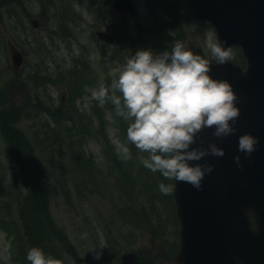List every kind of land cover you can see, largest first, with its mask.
Wrapping results in <instances>:
<instances>
[{"label": "rangeland", "instance_id": "rangeland-1", "mask_svg": "<svg viewBox=\"0 0 264 264\" xmlns=\"http://www.w3.org/2000/svg\"><path fill=\"white\" fill-rule=\"evenodd\" d=\"M71 1L76 11H73V20H69L70 24L67 25L66 30L58 29L49 13L55 12L61 19H69L64 12L69 4L68 0H22L27 11L31 10L34 13L32 17H36L41 22L38 29L33 28L28 18L22 19L24 10L21 5L17 7L14 5L16 9L11 14L6 12L3 15L0 14V92L6 101L20 105L18 114L20 118L18 117L19 121L18 118L16 119L15 130L22 132L20 139L23 136L32 139L34 152L41 158L44 167L49 169V175L45 178L46 182L56 186L48 194L49 212L57 223L56 228H61L68 235L74 246V252L79 253L81 257V264H113L110 261L112 258L118 256L116 261H119L125 255L124 247L150 252L149 256L153 264H175L167 242L162 239H157L156 242L152 240V234H155V231L140 227L142 230L140 232L137 227H129L122 231L119 239L117 238L115 221L112 219L113 200H117L114 196L116 193L112 194L115 191V185L104 181H110L117 176L126 178L135 175L133 185L135 192L139 193L140 190L147 188L146 181L141 182V180L147 178L150 183H153L152 179L156 180L158 173H153L142 165L141 161L147 154L140 152L134 145H128L132 152V159L125 161L121 158L119 146L126 143V132L123 128L119 130V126L126 129L128 122L116 114L111 102L101 106L93 98V92L104 87L107 78L117 75L126 60L138 49H152L157 38L151 36L146 27L153 28L155 23L159 22L162 16L160 1H164L166 5H170L171 2L173 5L186 8L187 0H134L137 13L128 19L129 25L123 24L115 17L112 9L113 0ZM42 4L47 8L43 14H41L44 7ZM73 5L70 4L71 7ZM190 23L193 22L184 23L185 28L182 26L180 29V33L184 34L186 45L195 54L210 57L206 39L209 34L216 36L215 30L207 24H201V26L195 24L194 27L187 29ZM107 27H110L115 34L126 35L114 45L102 47L95 35L98 30ZM127 27L131 29L130 37L127 34ZM198 29L200 31H196ZM161 34L163 39H167L165 31ZM10 42L19 45L18 47L26 53V61L19 77H15L12 69ZM158 48L157 43L156 50ZM102 52L105 53L104 58ZM234 53L236 56L237 50L233 51ZM110 58L113 62L110 67H107ZM85 60L89 63L87 72L92 81L87 83L80 81L77 84L78 87L73 90L74 98L71 99L67 96L69 91L65 73L68 70L80 69ZM37 75H40L39 82L33 77ZM10 77L13 78L8 82ZM63 94L67 96L64 109L61 107ZM70 105L87 116L86 120H83L80 115L68 117L72 114ZM108 106L110 109H106ZM45 107L51 110L60 108L62 112L65 111L66 123L70 129L75 123L74 118L79 124L74 133V139L69 141L70 144L75 145V148L67 149L65 157L57 150L61 148L60 140L53 133L55 123ZM68 119L72 122L69 123ZM104 119L107 125L103 128ZM48 125H51L52 129L50 135L46 136L43 129L48 130ZM67 134L69 136V132ZM110 140L117 145L113 151ZM83 148L86 150L85 155L80 154ZM6 152L5 143L0 134V158L6 164L0 165V193L8 189L6 186L10 185L8 182L3 183L2 178L5 169L11 172L8 164L14 167L15 174L21 178L18 165L12 162L10 155ZM114 153L128 169L122 171L119 168ZM33 180L27 182L22 188V194L19 195L22 199L28 198L26 195L31 190V186L33 189L39 186L40 183L37 181L33 183ZM163 183L169 184L167 180ZM88 185L91 186L88 187ZM69 194L71 197L68 198ZM14 195H16L15 192ZM166 196L170 197V194ZM136 197L137 203L133 202L138 205L139 194ZM145 199L147 198L144 197ZM34 201L37 203L36 199ZM130 201L126 197L124 207L129 206ZM154 202L156 204L153 212L156 216L155 224L160 225L159 222L166 221V230L171 237V243H176L177 225L167 223L173 220L171 216V221L167 217L170 205H166L163 196L159 194ZM19 220L17 216L12 215V219H8L7 222L22 229V220ZM108 224L116 238L114 244L109 243L100 229V226L104 227ZM106 231L111 239L109 231L107 229ZM98 246L103 248L90 250ZM21 249L27 256V249L25 247ZM98 251L102 252L99 260L96 259ZM21 255V252L10 254L8 235L0 228V264H12V260L19 259ZM64 257L65 264H78L72 256L66 254ZM25 262H28L27 259ZM123 263L132 264V261L123 260L121 264Z\"/></svg>", "mask_w": 264, "mask_h": 264}, {"label": "water", "instance_id": "water-1", "mask_svg": "<svg viewBox=\"0 0 264 264\" xmlns=\"http://www.w3.org/2000/svg\"><path fill=\"white\" fill-rule=\"evenodd\" d=\"M115 9L126 17L134 13L131 0H116ZM191 16L215 25L222 41L239 45L247 58L243 70L230 62L212 64L214 78L228 80L237 94L240 115L234 135L217 138L204 129L194 147L216 143L223 157L208 155L198 163L211 164L202 189L174 181V197L181 225L179 264H264V0H191ZM100 38L112 42L110 34ZM16 67L22 62L14 51ZM259 138L250 155L238 151V138ZM240 155L237 167L235 157ZM36 169L40 166L33 159ZM197 163V162H193ZM258 223L251 226L249 215Z\"/></svg>", "mask_w": 264, "mask_h": 264}, {"label": "clouds", "instance_id": "clouds-1", "mask_svg": "<svg viewBox=\"0 0 264 264\" xmlns=\"http://www.w3.org/2000/svg\"><path fill=\"white\" fill-rule=\"evenodd\" d=\"M206 47L220 65L233 59L231 46L220 37L209 34ZM211 65L184 42L160 53L142 48L126 60L110 88L93 92L101 106L111 102L116 114L128 122L126 143L119 146L123 160L132 159L128 145H134L147 154L141 163L149 171L159 173L164 180L202 189V181L213 166L198 162L208 155L223 157L225 149L216 143L194 147L198 135L206 128L213 129L217 138L234 135L240 115L233 85L210 75ZM258 143V137L244 133L238 138V151L250 156ZM240 160L237 155V167H242ZM159 190L169 195L173 186L161 182ZM97 248L103 246L90 250ZM101 256L102 252H96L97 260ZM26 259L29 264H55L39 246L32 247Z\"/></svg>", "mask_w": 264, "mask_h": 264}, {"label": "trees", "instance_id": "trees-1", "mask_svg": "<svg viewBox=\"0 0 264 264\" xmlns=\"http://www.w3.org/2000/svg\"><path fill=\"white\" fill-rule=\"evenodd\" d=\"M37 182L40 183L39 186L36 187V189L35 187L34 189H31L28 198H25L22 202V205L28 207L36 199L37 204L39 205L36 217L33 218L34 215L31 214H28V216L26 217L28 220L26 228L29 231V246H31V248L34 246H39L46 252L52 253V255H54L52 258L54 259L55 264H58L60 254L57 252V247L53 245L51 241L54 242L55 240V242H62V240H65V237L63 236V232L56 228V226L50 220V217L46 213V203L49 200L48 194L53 191L54 187L48 184L46 182V179L41 177L38 178ZM128 185L131 186V183H129ZM154 187L155 186L150 187L149 191L152 192V188ZM17 242L20 243L19 241ZM14 246L15 248L13 250V254H15V251L19 248V245L17 243H15ZM70 251L75 254L71 246ZM77 260L79 259L77 258Z\"/></svg>", "mask_w": 264, "mask_h": 264}, {"label": "bare ground", "instance_id": "bare-ground-1", "mask_svg": "<svg viewBox=\"0 0 264 264\" xmlns=\"http://www.w3.org/2000/svg\"><path fill=\"white\" fill-rule=\"evenodd\" d=\"M126 169H128V168H127V167L125 168V166H124V167H123V171L126 170Z\"/></svg>", "mask_w": 264, "mask_h": 264}]
</instances>
